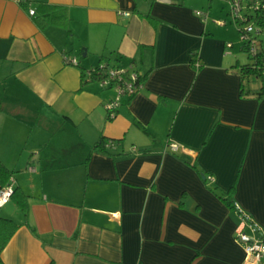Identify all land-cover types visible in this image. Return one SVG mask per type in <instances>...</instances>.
<instances>
[{"label":"crops","instance_id":"0c3cea01","mask_svg":"<svg viewBox=\"0 0 264 264\" xmlns=\"http://www.w3.org/2000/svg\"><path fill=\"white\" fill-rule=\"evenodd\" d=\"M198 12L0 0V162L29 197L0 209L19 225L3 264H251L235 204L264 232V76L244 79L230 12ZM102 63L145 76L113 120L84 76Z\"/></svg>","mask_w":264,"mask_h":264},{"label":"built area","instance_id":"2783aa9c","mask_svg":"<svg viewBox=\"0 0 264 264\" xmlns=\"http://www.w3.org/2000/svg\"><path fill=\"white\" fill-rule=\"evenodd\" d=\"M230 3V17L232 22L241 27L239 30L241 40L251 56H256L264 50V29L259 23L258 14L264 9L261 0H228ZM247 1V2H246ZM36 11L31 10V15H35ZM129 17V13H124ZM198 15L203 18H208V15L203 12H198ZM219 24L225 25L226 22L218 21ZM65 63L71 66H79V61L76 57L65 56ZM84 76L92 81L95 79L104 90L113 92L112 98L106 103L105 107L108 114V119L113 120L117 117L118 111L125 97H133L137 95L145 87L144 74L134 67H122L111 65L110 63H102L100 66L87 70ZM114 142H108L106 147L113 148ZM169 149L173 153H177L180 146L176 143H171ZM30 170L35 172L37 169L34 166ZM16 189V181L14 178L10 182L0 188V209L12 202V198ZM235 209L239 215L243 229L237 235V240L243 244L245 252L251 264L264 263V232L260 225L252 220L245 211L235 204ZM246 227H249L254 236L245 232Z\"/></svg>","mask_w":264,"mask_h":264},{"label":"trees","instance_id":"16d2710c","mask_svg":"<svg viewBox=\"0 0 264 264\" xmlns=\"http://www.w3.org/2000/svg\"><path fill=\"white\" fill-rule=\"evenodd\" d=\"M263 5H264V2H263ZM258 18H259L260 25L264 29V9L258 14ZM239 30H241L240 26H239ZM244 49L247 51L245 46H244ZM248 55H249V58L252 60V62L249 64L242 65L240 67L244 79H247L250 77H255V78L263 77L264 76V50L258 53L256 56H251L249 53ZM92 81H95V79H93ZM108 142L106 141L101 142L99 145H97L96 149H106L107 148L106 145ZM11 178H13L12 172L9 171V169L0 162V185L1 187L6 186L10 182ZM28 199L29 197L21 189L19 188L15 189L12 201H14L19 206V208L22 209L25 213H27L29 209ZM18 228H19V225L12 219L3 218L0 216V264H3L1 260V253L5 249V247L8 245L10 240L13 238Z\"/></svg>","mask_w":264,"mask_h":264},{"label":"rangeland","instance_id":"374dc122","mask_svg":"<svg viewBox=\"0 0 264 264\" xmlns=\"http://www.w3.org/2000/svg\"><path fill=\"white\" fill-rule=\"evenodd\" d=\"M191 2L195 5L196 9H199L200 11L205 13H209L211 20L222 19L228 21L229 19L230 3L228 0H191ZM229 22L230 23L228 25V29L231 30L232 32H236L239 34L238 24H236L235 22L231 23V21ZM238 43L239 45L241 43L240 35L238 36ZM245 54H244V57L246 58L245 64L251 63L252 60L248 57L247 53Z\"/></svg>","mask_w":264,"mask_h":264}]
</instances>
